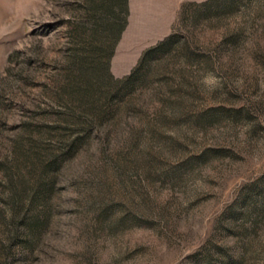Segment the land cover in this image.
Instances as JSON below:
<instances>
[{
	"label": "rangeland",
	"instance_id": "obj_1",
	"mask_svg": "<svg viewBox=\"0 0 264 264\" xmlns=\"http://www.w3.org/2000/svg\"><path fill=\"white\" fill-rule=\"evenodd\" d=\"M0 264H264V0H0Z\"/></svg>",
	"mask_w": 264,
	"mask_h": 264
},
{
	"label": "crops",
	"instance_id": "obj_2",
	"mask_svg": "<svg viewBox=\"0 0 264 264\" xmlns=\"http://www.w3.org/2000/svg\"><path fill=\"white\" fill-rule=\"evenodd\" d=\"M127 1V0H126ZM130 2H132L133 0H129ZM126 10H127V8H126ZM131 27V29H132V27H133V25H132V20H131V22H130V24H129V28ZM134 31V30H133ZM161 33V32H160ZM158 34V35H155L154 36V33H152V35H153V37L152 38H150V39H148V44L147 45H150V44H152V43H154L155 41H157L158 39H160L162 36H164L163 34ZM135 40V39H134ZM136 41V40H135ZM137 43V42H136Z\"/></svg>",
	"mask_w": 264,
	"mask_h": 264
},
{
	"label": "trees",
	"instance_id": "obj_3",
	"mask_svg": "<svg viewBox=\"0 0 264 264\" xmlns=\"http://www.w3.org/2000/svg\"><path fill=\"white\" fill-rule=\"evenodd\" d=\"M124 26L123 25H121L120 26V30H121V28H123ZM170 39V38H169ZM166 44V42H164V43H161V44H159L158 46H156V47H153V48H150V49H148L144 54V56H147L148 54H150L151 52H153L154 50H156V49H158V48H160L161 46H164ZM136 73V72H135ZM134 76V75H133Z\"/></svg>",
	"mask_w": 264,
	"mask_h": 264
}]
</instances>
